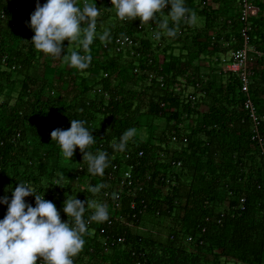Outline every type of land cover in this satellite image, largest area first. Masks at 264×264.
<instances>
[{
	"label": "trees",
	"instance_id": "trees-1",
	"mask_svg": "<svg viewBox=\"0 0 264 264\" xmlns=\"http://www.w3.org/2000/svg\"><path fill=\"white\" fill-rule=\"evenodd\" d=\"M111 1L96 0L101 11L97 21L117 17ZM197 1L186 0V7L205 18L206 23L195 25L192 36L163 38V48L153 41L147 43L148 51L155 47L150 52L151 65L141 60L143 68L156 75L149 81L148 75L133 73L131 62L111 57V51L103 50L104 42L110 45L112 40L101 41L100 28L90 46L87 69L72 67L68 60L59 69L50 68L54 67L55 57L30 43L34 32L26 21H30L33 8L19 0H1L0 9L6 12L7 20L0 19V58L7 56L8 65L16 64L18 68L6 71L0 62V143L5 142L0 155V196L11 198L8 187L26 181L37 194L56 204L62 221L68 219L63 211L67 196L75 194L82 201L88 200L84 219L92 222V229L87 226L85 244L73 257L74 264H264V157L252 141L241 84L234 76L210 74L209 82L202 86L200 73L204 69L197 65L202 55L212 54V35L229 31L223 24L226 18L237 17L229 16L237 0L224 2L227 11L223 15L215 9L198 11ZM139 22L132 21L122 32L136 34ZM13 23L17 27L13 28ZM256 27L252 36L257 43H264V20L256 21ZM237 28L236 23L231 32L236 33ZM63 46L66 51L67 45ZM41 60L48 71L38 77L32 72ZM252 70L251 92L264 113V62H257ZM160 76L165 78L164 87L158 81ZM182 78L189 85L199 82L207 93L196 110H191L177 91ZM11 85L18 93L16 98L12 96L14 103ZM106 92L109 99L104 98ZM98 113L104 117L94 116ZM72 118L85 120L86 126L93 129L95 143L88 146V151L109 154L110 163L103 176L87 171L79 147L75 155L81 160L75 161L81 163L77 167L52 164L54 159L66 158L50 133L58 127L70 128ZM133 127L147 128L150 135L144 139L136 133L124 151L114 149L122 133ZM174 136L178 141L172 143ZM140 151L144 157L134 174L142 180L151 175V182L139 194L135 209L131 207L132 198L125 196L122 208L115 211L104 198V192L119 189V182L110 181L109 173L115 165L125 170L132 165L126 155L134 159ZM174 161L181 162V168H175ZM83 181L104 187L93 193ZM25 199L35 206L33 195ZM242 199H246L244 210ZM97 203L107 205V221L90 219ZM6 211L7 205L0 204V219ZM121 217L126 221H115ZM109 220L116 222L114 232L124 235L126 243L105 249L101 229ZM148 223L159 228V237L143 234L141 228Z\"/></svg>",
	"mask_w": 264,
	"mask_h": 264
},
{
	"label": "clouds",
	"instance_id": "clouds-1",
	"mask_svg": "<svg viewBox=\"0 0 264 264\" xmlns=\"http://www.w3.org/2000/svg\"><path fill=\"white\" fill-rule=\"evenodd\" d=\"M116 16L121 20L139 18L141 25L155 21L161 31L154 36L160 39L166 34L177 35L181 21L194 24L197 13L186 7V0H112ZM170 5L167 18L157 20L166 6ZM112 6V7H113ZM101 15L96 0H46L41 5L37 0L35 10L26 24L34 32L30 43L37 50L59 57L65 53L63 41L75 42L79 50H72L68 56L69 65L80 70L87 69L91 61L90 46L97 38V18ZM170 21L173 26H170ZM101 41L110 39V30L105 29L98 37ZM83 119H71L70 128H56L50 135L55 140L65 158L71 160L77 147L83 155V163L88 164L87 171L93 175H104L109 166V154L103 150L96 153L88 151L95 143L93 129L86 126ZM136 128H129L122 133L116 150L124 151L127 142L136 134ZM56 185L60 186L57 181ZM103 184L90 185L93 193L99 192ZM7 194L0 196V204L7 205L5 216L0 219V264H74L76 256L85 244L83 234L87 230L84 213L89 205L75 194L67 196L63 211L67 221H62L59 210L53 201L37 194L26 181H18L16 187H8ZM35 197V206L26 201V197ZM115 196V194H113ZM87 204V207L85 206ZM71 218V219H69ZM90 219L104 222L109 219L107 205L97 203Z\"/></svg>",
	"mask_w": 264,
	"mask_h": 264
},
{
	"label": "built area",
	"instance_id": "built-area-1",
	"mask_svg": "<svg viewBox=\"0 0 264 264\" xmlns=\"http://www.w3.org/2000/svg\"><path fill=\"white\" fill-rule=\"evenodd\" d=\"M1 4V0H0ZM112 5V1L110 2ZM113 6V5H112ZM170 5L166 6L162 14L157 15V20L165 19L164 15H168L170 10ZM198 11L211 10L212 0H198L196 3ZM237 17L226 18L223 27L228 28V32H223L219 35H212L211 45L209 54H204L201 57V62L197 65H201L204 69L201 71V81L202 86L209 82L210 74H216L219 76H234L241 84V92L244 95V110L249 116L252 124V141L258 146L262 156L264 157V113L261 112L254 99L251 92L252 85V66L257 62H264V43H257L256 37H253V33L258 30L256 27V21L264 20V0H237ZM17 10V9H16ZM0 19L7 20V14L4 10L0 9ZM139 18H136V20ZM131 19L121 20L118 17L115 18V23L113 28L110 30V38L112 43L109 45L108 42H104L103 50L111 51L113 55L111 57L121 59L122 61L128 62L132 65L133 73L136 75H148L149 81L156 78L154 72H149L146 68H143L141 60H146L148 65L153 63L152 52L148 51L150 47L147 44L150 41L158 43L159 47L163 46L162 39L168 38L166 34L162 35L160 39H156L154 33L156 31H161L158 23L155 21L146 22L141 25V21L137 26V33L130 34L129 32H122L125 28L132 24ZM238 24L236 33L231 32L233 27ZM196 24L188 23L187 21H181L177 27V36L181 38H186L192 36L195 33ZM12 27H17L15 23ZM99 27H97V31ZM231 34V35H229ZM228 36L230 38L228 39ZM164 47V46H163ZM162 47V48H163ZM106 52H102V55ZM0 62L3 70L6 71H16L17 65L12 67L8 65L7 56L0 58ZM104 77H109V74H105ZM163 76L159 77V83L161 87H164ZM181 82L177 85V91L181 93L182 99L188 104L191 110H196L200 104V100L207 93L202 88L201 84L197 82L195 85H189L186 78H182ZM109 93H104V98L109 99ZM165 106V105H163ZM20 137V134L17 135ZM16 138V137H15ZM172 143L177 142L178 138L174 136L172 138ZM188 141L187 139L185 140ZM5 142L0 143V155L1 149L4 147ZM144 157V152L140 151L137 158L132 159L131 154L126 155V159L132 160V165L121 171L120 166L115 165L113 170L109 173L110 181H118L119 189L117 191H106L104 192L105 200L110 201L113 210L118 211L122 208L125 196L132 198V209L137 207L136 200L140 193H142L148 182H151V175H147L145 180L140 177L137 178L134 174V170L140 165L142 158ZM172 165L175 168H181V162H173ZM119 174V176L117 175ZM90 188V186H89ZM115 194V196L113 195ZM145 205V202H141ZM246 199L241 200L242 210L245 207ZM146 207V206H145ZM239 209V208H237ZM124 222V218L115 219V221ZM114 220H109L106 226L101 229V235L103 240V247L105 249L111 248V246L123 245L126 243V237L124 235L116 234L115 222ZM126 221V220H125ZM88 228L92 229V222H87ZM188 241H192L189 238ZM43 258L38 259L39 264ZM138 264H142L139 262Z\"/></svg>",
	"mask_w": 264,
	"mask_h": 264
},
{
	"label": "rangeland",
	"instance_id": "rangeland-1",
	"mask_svg": "<svg viewBox=\"0 0 264 264\" xmlns=\"http://www.w3.org/2000/svg\"><path fill=\"white\" fill-rule=\"evenodd\" d=\"M19 2H21L22 3V5H24V4H27V6H29V7H31V8H33V10H35V7H36V2H37V0H19ZM46 2V0H40V3H41V5L43 4V3H45ZM237 12H238V7L236 6L233 10H231L229 13V16L230 15H232V16H235V15H237ZM225 16V15H224ZM198 21V25L200 24V26L202 25V23L201 22H199L200 20H197ZM99 24H98V27L100 28V31H104L105 29H109V30H111L110 28L113 26V24L115 23V19H111V21L109 20L108 21V24H109V27L107 26V22H105L104 20H98L97 21ZM9 31V30H8ZM10 32V31H9ZM64 45H67L66 46V51H65V53L63 54V55H61V56H59V57H55V59H52V64H53V66L54 67H50V68H53V69H56V68H58L59 69V67H61L62 66V64H63V62H66L68 59H67V56H68V54L72 51V50H74V49H77V45H72L71 47L69 46V44H67V43H64ZM71 49V51H68V49ZM61 57L62 58H64L62 61L60 60L61 59ZM48 62V61H47ZM47 69V67H45V63L41 60L39 63H38V65L34 68V71L32 72V73H35L38 77H43V74H44V72H45V70ZM51 70V72H52V69H50ZM46 71H48V69L46 70ZM57 83H58V81H56ZM16 88H15V85H11L10 86V98L12 99V103H14V98L12 97V96H14L15 98H16V96H17V91L15 90ZM3 92H4V89H3ZM6 92H8V91H6ZM204 107V109H208L206 106H203ZM94 116H96L97 118H103L104 117V115L102 114V113H98V114H94ZM146 119H143V121L144 122H146L145 121ZM156 123L157 124H160V125H164L165 123L163 122V121H156ZM163 123V124H162ZM147 129V128H146ZM146 129H136L137 131H136V133H138L139 135H144V136H146V135H148L147 134V132L145 131ZM148 131V130H147ZM150 135V134H149ZM148 137V136H147ZM77 152V150H75V153ZM75 153H74V156L71 158L72 159V161L70 160L69 161V159L68 158H66V161L65 160H61V161H57L56 159H54L53 161H51L52 162V164H55V166H58L59 168H66V167H68V168H74V167H77L78 165H79V163H81V162H79V161H75V160H81V158L80 159H78L77 157H76V155H75ZM81 161H83V160H81ZM255 163H256V161H255ZM257 164L258 165H260V161H257ZM83 183L84 184H87V186L88 185H90V183L89 182H87V181H83ZM87 186H86V188H87ZM83 188V187H82ZM140 228V227H139ZM156 228H157V226H156ZM142 231H143V234L144 235H146V236H149V235H156L157 237H159V234L157 233V230L159 229V228H157V230L155 229V227L153 226V224L151 223H148V224H144L143 226H142ZM161 230L162 229H160V232H161ZM165 233V232H164ZM164 239H166V237H167V234L165 233L164 235Z\"/></svg>",
	"mask_w": 264,
	"mask_h": 264
},
{
	"label": "crops",
	"instance_id": "crops-1",
	"mask_svg": "<svg viewBox=\"0 0 264 264\" xmlns=\"http://www.w3.org/2000/svg\"><path fill=\"white\" fill-rule=\"evenodd\" d=\"M226 0H224L223 2H221V3H215L213 0H212V8H211V10H214L215 9V11H217V12H219L221 15H223L224 14V11H227L223 6H224V2H225ZM227 1H229V0H227ZM226 1V2H227ZM78 2H81V0H78ZM231 3H232V1H230ZM198 16V15H197ZM222 18H223V16H222ZM111 19L112 18H110V21H111ZM114 19V18H113ZM197 20H200L199 22H201L202 23V25L200 26V24L198 25V21ZM197 20H196V22H195V24H196V26H198V27H202L203 25H205V23H206V21H205V18H201L200 16H198L197 17ZM98 24V23H97ZM107 24V26L109 27V24H108V22L106 23ZM113 28V26L110 28V29H112ZM63 43V45H64V43H67V44H69V41L66 39L65 40V42H62ZM73 44H75L74 42L73 43H71V44H69V46L71 47ZM68 51H71V49H68ZM64 58H62L61 57V60H63ZM68 69L69 70H71V67L69 66L68 67ZM32 71V70H31ZM163 124V123H162ZM147 134H149L148 132H147ZM142 138H144V139H147V136H149V135H146V136H144V135H140Z\"/></svg>",
	"mask_w": 264,
	"mask_h": 264
}]
</instances>
